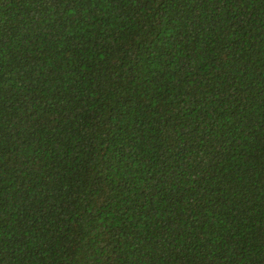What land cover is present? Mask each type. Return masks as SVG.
<instances>
[{"label": "trees", "instance_id": "obj_1", "mask_svg": "<svg viewBox=\"0 0 264 264\" xmlns=\"http://www.w3.org/2000/svg\"><path fill=\"white\" fill-rule=\"evenodd\" d=\"M0 264H264V0H0Z\"/></svg>", "mask_w": 264, "mask_h": 264}]
</instances>
